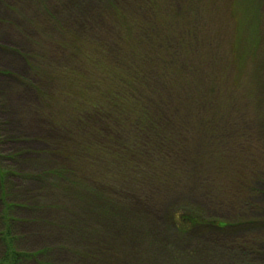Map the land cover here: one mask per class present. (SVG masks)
<instances>
[{
    "label": "trees",
    "instance_id": "trees-1",
    "mask_svg": "<svg viewBox=\"0 0 264 264\" xmlns=\"http://www.w3.org/2000/svg\"><path fill=\"white\" fill-rule=\"evenodd\" d=\"M11 1L55 124L45 156L59 164L34 178L64 238L21 250L4 209L0 264H264V0L244 59L233 0ZM212 151L259 165L216 194ZM180 190L200 201L166 207Z\"/></svg>",
    "mask_w": 264,
    "mask_h": 264
},
{
    "label": "rangeland",
    "instance_id": "rangeland-1",
    "mask_svg": "<svg viewBox=\"0 0 264 264\" xmlns=\"http://www.w3.org/2000/svg\"><path fill=\"white\" fill-rule=\"evenodd\" d=\"M259 5L260 0H233L230 5L231 17L236 22L240 34L241 43L236 50L240 52L242 59L246 57L247 49L249 52L252 48ZM12 8L11 0H0V197L4 195L2 203L0 202V215L4 209L13 207L9 214L15 226L13 236L17 238L19 249L31 251L44 248L49 241L56 238H64L49 223L57 207L50 206L49 200L53 196L47 190L42 192L40 183L34 178L38 171L49 168L47 165L53 162L51 165L53 167L59 163L55 162L57 161L55 158L45 156L48 150H52L50 146L52 141L45 138L44 134L51 130V124L54 123L44 120V116L39 112L41 101L39 93L35 91L38 76L34 69L38 61L26 57L29 51L32 56L34 54L36 49V46H33L34 39L24 17L18 15ZM59 103L60 100L53 104L55 117L64 113ZM48 105L51 108L50 102ZM72 107V110H75L74 103ZM253 107V104L248 106L250 109ZM77 108H80L78 104ZM236 109L242 113L244 105L237 106ZM260 125L264 134V119ZM200 140L195 139V150H198ZM221 150L217 154L222 155L226 149ZM214 155L212 151L204 167L211 190L216 191V194L221 191L225 193L233 180L238 182L247 170L256 172L259 165L248 155L226 153L219 158ZM253 185L263 193L256 196L255 202L264 207V183L255 182ZM180 191L171 197L168 196L170 198L164 205L169 207L184 200H193L197 203L200 201L196 193L191 195L184 190ZM216 213L221 215L218 211ZM1 229L0 220V231Z\"/></svg>",
    "mask_w": 264,
    "mask_h": 264
}]
</instances>
